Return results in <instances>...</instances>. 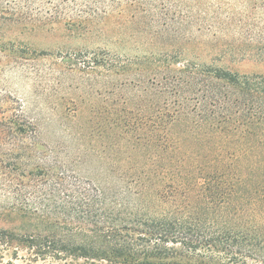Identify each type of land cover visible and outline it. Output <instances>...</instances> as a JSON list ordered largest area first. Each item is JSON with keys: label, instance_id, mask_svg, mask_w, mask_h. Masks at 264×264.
I'll return each instance as SVG.
<instances>
[{"label": "trees", "instance_id": "obj_1", "mask_svg": "<svg viewBox=\"0 0 264 264\" xmlns=\"http://www.w3.org/2000/svg\"><path fill=\"white\" fill-rule=\"evenodd\" d=\"M199 1L189 9L183 41L195 42L197 26L208 29L214 57L234 60L264 40L261 23L203 20L195 11ZM246 3L264 9V0ZM101 4L88 2L97 9ZM85 15L91 18L82 16L81 23L90 26L95 18ZM232 23L256 34L236 46L237 40L224 43L214 31ZM113 61L107 60L108 71L116 69ZM178 63L161 59L134 76L135 84L148 86L151 113L135 122L125 116L123 126L128 134L138 132L142 148L152 153L148 162L130 166L137 176L118 179L115 191L52 177L40 157L36 126L21 102L0 89V200L10 201L9 214L0 219L13 223L16 213L48 223L0 228V264L8 253L6 264H264V75ZM148 197H154L153 208ZM52 204L70 218L63 224L71 232L43 211Z\"/></svg>", "mask_w": 264, "mask_h": 264}, {"label": "rangeland", "instance_id": "obj_2", "mask_svg": "<svg viewBox=\"0 0 264 264\" xmlns=\"http://www.w3.org/2000/svg\"><path fill=\"white\" fill-rule=\"evenodd\" d=\"M91 1L102 3L100 9L90 7ZM246 2L200 0L195 11L210 23L231 17L238 23L244 18L250 25L264 26V9L257 11L254 4ZM103 3L0 0V89L21 102L25 115L36 126L40 157L52 177L65 176L69 185L89 181L115 191L118 179L137 176L128 171L130 166L148 162L152 153L142 148L138 132L128 134L123 126L125 116L135 122L151 113L148 86L135 84L134 76L150 72L151 64L161 59L179 65L194 62L222 66L242 75H264V40L256 39L246 57L216 59L212 53L215 49L208 45L212 37L208 29L195 27V42L181 39L189 33V9L196 0ZM105 12L110 15L105 16ZM85 14L95 18L90 26L81 23ZM229 26L214 31L224 43L237 40L236 46L246 41L245 36L256 34L254 28L237 23ZM155 31L164 37H157ZM169 35L177 39H169ZM109 59L115 60L116 69L112 71L105 67ZM127 60L133 65L126 64ZM123 68L129 70L124 73ZM153 198L145 199L150 208L154 207ZM9 204L4 198L0 200L2 217L9 214ZM46 210L58 218L62 231L71 232L69 223L63 224L70 218L67 221L59 204ZM11 220L14 222L0 219V228L20 230L28 224H48L44 217L34 222L16 213ZM10 258L8 253L4 264Z\"/></svg>", "mask_w": 264, "mask_h": 264}]
</instances>
